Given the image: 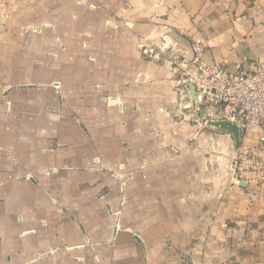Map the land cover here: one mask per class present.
Returning <instances> with one entry per match:
<instances>
[{"label":"crops","instance_id":"obj_1","mask_svg":"<svg viewBox=\"0 0 264 264\" xmlns=\"http://www.w3.org/2000/svg\"><path fill=\"white\" fill-rule=\"evenodd\" d=\"M195 41L264 69V0H0V264H264L259 135L188 108Z\"/></svg>","mask_w":264,"mask_h":264},{"label":"built area","instance_id":"obj_2","mask_svg":"<svg viewBox=\"0 0 264 264\" xmlns=\"http://www.w3.org/2000/svg\"><path fill=\"white\" fill-rule=\"evenodd\" d=\"M140 51L150 61L160 57L159 51L150 45H141ZM204 51L202 41H195L191 59L174 58L170 61L173 73L181 79L188 108L197 115L202 111L204 124L229 122L240 132L258 134L259 146L238 149L231 172L244 183H247L249 174H256L264 180V69L254 73L241 69L230 72L219 65L206 64Z\"/></svg>","mask_w":264,"mask_h":264},{"label":"water","instance_id":"obj_3","mask_svg":"<svg viewBox=\"0 0 264 264\" xmlns=\"http://www.w3.org/2000/svg\"><path fill=\"white\" fill-rule=\"evenodd\" d=\"M202 114H203V112H202ZM210 125H213L215 127H220L222 129L229 131L230 133H232L235 136L236 142H237V144H239L240 131L233 124H231L229 122H217V123H210Z\"/></svg>","mask_w":264,"mask_h":264}]
</instances>
